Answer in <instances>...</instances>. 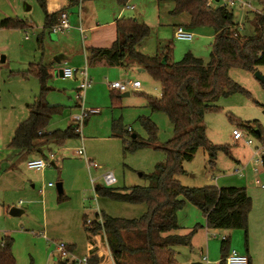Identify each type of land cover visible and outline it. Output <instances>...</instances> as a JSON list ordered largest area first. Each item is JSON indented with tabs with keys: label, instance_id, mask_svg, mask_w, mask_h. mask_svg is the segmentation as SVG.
Segmentation results:
<instances>
[{
	"label": "rangeland",
	"instance_id": "1",
	"mask_svg": "<svg viewBox=\"0 0 264 264\" xmlns=\"http://www.w3.org/2000/svg\"><path fill=\"white\" fill-rule=\"evenodd\" d=\"M243 1L251 2L253 10L242 13L240 7ZM25 5L30 7V11H24ZM126 6H120L116 0H81L78 6L66 10L71 18V30L56 38L50 33V28L55 26H51V20L48 29H44L45 15L36 0H0V22L18 19L29 26L25 30L0 28V240L5 236L13 239L12 254L16 264H54L55 259L60 261L56 243L61 242L78 246L79 251L72 248L73 256L81 258L83 253L88 256L87 249L89 251L90 247L84 237L83 216L92 222L100 212L125 219H136L143 214L144 207L113 203L94 196L95 185L115 189L147 187L148 183L141 175L151 174L155 165L164 160V154L153 145L124 155L122 140L112 138L113 120L119 123L122 130L130 131L124 139L137 135L142 140H148L140 121L143 118L157 127L159 146L174 138L168 118L162 113H151L141 96L158 97L160 86L137 68L126 69V73L104 66L87 68L84 45L90 41L111 47V43H106L112 31L115 33L111 23L123 18L136 19L151 29L150 37L141 48L143 54L159 55L168 64L181 62L186 54H191L205 65L210 62L214 35L211 27L190 30L193 34L191 41H176L173 37L175 26H184L181 23L185 22L186 16L173 18L170 15L173 5L168 0H130ZM132 6L135 10L130 9ZM218 6L220 2L214 5ZM229 10L234 22L243 24L244 35H248L252 31L249 22L254 14H264V0H239ZM79 22L85 41H82L78 31ZM38 39H42V45L38 44ZM59 56L67 58L69 63H55ZM31 65L53 67L52 76L46 83L45 99L49 106L59 107L60 112L52 117L49 131L65 130L70 124H75L73 118L82 114L77 104L83 105L86 111H99L85 120L86 125L80 124L79 138L68 140L59 148L51 146L44 150L45 159L49 160L48 156L54 154L58 165H48L43 171L29 170L28 161L23 156L8 161V155L12 154L9 146L15 132L29 118L28 106L41 96L39 80L26 75ZM65 68L87 69L91 85L81 102L76 100L79 77L77 80L57 76ZM257 72L264 77V67L258 68ZM229 77L249 96L234 94L220 99L215 103L219 110L207 113L202 123L210 143L225 146L229 153L219 152L215 165L211 167L208 155L199 149L193 160L183 165L186 173L179 180L185 187L205 191L245 190L252 203L247 233L240 228L208 231L201 211L187 203L177 215L181 227L177 234L186 235L196 225L202 228L193 235L191 248L176 249L177 264H204L205 250L211 264H220L219 249L226 237L232 248L252 257L253 264H264V87L254 74L246 71L233 69ZM107 79L120 82L139 80L142 89L130 92L129 97L121 99L119 108L112 109V91ZM230 117L235 123L256 121L261 127L262 138L246 134L230 121ZM234 129L242 130L251 145L234 141ZM79 149H84L88 159L99 165V170H90L83 157H76ZM48 150L53 153L49 155ZM39 158L44 159L42 156ZM110 172L117 180L111 187L100 179L104 173ZM48 183L54 187L48 188ZM58 183L62 184V200L58 199ZM41 189L51 190L53 195H38L37 190ZM215 201L218 211L220 205L218 199ZM12 208L21 209L24 214L12 217L9 214ZM93 248L102 259V264H113L107 243L101 237L94 238Z\"/></svg>",
	"mask_w": 264,
	"mask_h": 264
},
{
	"label": "trees",
	"instance_id": "2",
	"mask_svg": "<svg viewBox=\"0 0 264 264\" xmlns=\"http://www.w3.org/2000/svg\"><path fill=\"white\" fill-rule=\"evenodd\" d=\"M36 1L45 15L44 29L47 30L50 21L47 0ZM116 1L120 6H126L130 0ZM168 1L173 5L170 12L173 18L186 16L185 22L181 23L184 26L177 24L175 29L182 27L190 31L204 26L213 29L210 62L207 65L191 54H186L181 62L174 64L162 61L159 55L143 54L141 48L150 37L151 29L136 19L115 21L116 39L111 47L85 49L87 68H137L145 72L160 86L158 97L141 95L147 109L151 113L164 114L174 131V138L159 146L158 129L149 119H140L148 136L147 141L137 135L135 138L130 136L124 139L130 131L122 130L117 121H112V138L122 140L124 155L153 145L164 154V160L155 165L151 174L141 175L146 179L147 187L115 189L94 186L96 198L144 207V212L136 219L114 218L100 212L92 222L83 216L82 228L90 246L86 257L88 264H102V259L93 248L95 237H101L107 243L113 264H177L176 249L191 248L193 235L202 228L196 225L186 235L177 234L181 230L177 215L187 203L201 211L208 231L240 228L247 233L252 203L245 190L205 191L185 187L179 178L186 173L183 165L192 161L199 149L208 155L211 167L215 165L219 152L228 155L225 146L210 143L202 123L207 113L219 110L215 103L220 99L234 94L249 96L248 92L231 80L229 72L238 69L255 74L258 68L264 67V14H254L253 20L249 22L252 28L250 34L235 36L238 24L234 22L229 8H208V0ZM78 5V0H68L66 9ZM26 27H29L26 22L18 19H4L0 22L1 29L25 30ZM38 41L42 45V39ZM52 72V66L43 65H31L26 72V75L39 80L41 96L33 105L28 106L29 118L15 132L9 146L12 151L9 160L17 156L26 159L35 155L45 158L44 150L51 146L61 147L66 141L80 137L79 125L74 123L65 130L48 129L52 117L60 112L59 107L49 106L45 99L46 83ZM121 99V93L110 92L111 108H119ZM230 121L235 123L231 117ZM83 124L86 125L87 121ZM235 124L245 133L262 138L261 127L256 121ZM63 198V194L58 197L59 200ZM216 199L220 205L218 211L214 204ZM13 243L10 236L1 240L0 264H16L12 254ZM230 244L228 237L222 240L220 264H224L230 252ZM68 250L72 252L69 246ZM54 264L66 262L55 259Z\"/></svg>",
	"mask_w": 264,
	"mask_h": 264
},
{
	"label": "built area",
	"instance_id": "3",
	"mask_svg": "<svg viewBox=\"0 0 264 264\" xmlns=\"http://www.w3.org/2000/svg\"><path fill=\"white\" fill-rule=\"evenodd\" d=\"M78 1L80 3L81 0H78ZM238 1L239 0H208L207 7L212 8V7H214V5L216 3L218 4L220 2V7L232 8L235 5V3ZM240 8L242 10V13L245 12L246 10H253V8L251 6V2H246V1H243L241 3ZM130 9L134 10L135 7L132 6ZM70 29H71V26H70V22H69V16L66 13V11L65 12L62 11L59 14V22L56 23L55 26L50 28V31H51L50 33L54 37H58V36L64 34L65 32L70 31ZM79 31L81 34L84 33V31L81 28H79ZM244 32H245V26L243 24L239 23L237 26V32H236L235 36L243 35ZM173 37H174V40H176V41H191L193 39V34H192V32H190V31H188L182 27H179V28L175 29ZM62 73H63L64 79H76L77 77H79V80L77 78L78 85L76 87V93H77L76 100L78 102H81L83 100V95H84L85 91L91 85V82L88 78L87 69L65 68V69H63ZM107 84H108V87L111 91H116V92H119L121 94H126V93L130 94V92L131 93L138 92L142 89V85H141L140 81L120 82V81H108V79H107ZM80 107H81L82 114L75 116L73 118V121L75 122V124L79 125V126H80V124L84 123L85 119L88 116L96 114L98 112L95 109L90 110V111H86L83 109V105ZM232 136H233V140L236 142L241 141L244 143L245 146L251 145V141L242 132V130L234 129L232 131ZM75 154H76V156L83 157L86 160L90 170H99V168H100L99 165H97L94 161L89 160L86 157L84 149L77 150ZM56 164H57V161L54 159V157L51 156L49 160L35 159V160L28 161L27 168L29 170L43 171L48 167V165L55 166ZM100 179L105 183L106 186H109V187L114 186L117 183V180H116L114 174L111 172L110 173H104L100 177ZM48 186L53 187L54 185L52 183H49ZM56 247H57L56 251H57L58 258L60 259V261L66 262V264H88L86 257L78 258V257L73 256V253L68 250L67 244H65L63 242H61L59 244L56 243ZM202 260H203L204 264H211L210 261L208 260L207 255H204ZM224 264H249V260H248L246 255L240 254L236 250H230V252L228 253V255L226 256V258L224 260Z\"/></svg>",
	"mask_w": 264,
	"mask_h": 264
},
{
	"label": "crops",
	"instance_id": "4",
	"mask_svg": "<svg viewBox=\"0 0 264 264\" xmlns=\"http://www.w3.org/2000/svg\"><path fill=\"white\" fill-rule=\"evenodd\" d=\"M67 4H68V0H47V5H48V13H49V15L51 16V17H54V18H50V20H51V26L52 25H54V24H56V23H58L59 22V14H60V12H62V11H66L67 9H66V7H67ZM135 10V9H134ZM66 13H67V11H66ZM69 16V15H68ZM71 21V18L69 17V22ZM50 22V21H49ZM110 26H112V27H114V29H115V33L112 31V33H111V36H110V38L107 40V42L106 43H111L110 45H112L113 44V42L115 41V39H116V27H115V22H112L111 23V25ZM79 28H81L82 30H83V28L81 27V24H80V22H79V27H78V31H79ZM71 30V29H70ZM84 31V30H83ZM80 33V32H79ZM80 35H81V39H82V41L84 40L85 41V39H84V33L83 34H81L80 33ZM60 36H62V35H60ZM59 37V36H58ZM57 38V37H56ZM91 47H93V48H109V46H108V44H105V45H98V44H94V43H92V42H90L89 41V44L88 45H84V51H83V54H84V61H85V49L86 48H91ZM63 62V64H65V63H67L68 62V59L67 58H65V60H63L62 61ZM62 62L59 64V65H61L62 64ZM69 63V62H68ZM85 64H86V62H85ZM105 67V66H104ZM107 68V67H106ZM121 70V71H123V72H127V70L126 69H121V68H114V69H111V70ZM111 70H109V73L111 72ZM141 72H143L142 70H140ZM58 77H59V75H57ZM61 78V77H60ZM63 78V77H62ZM64 79V78H63ZM115 81H117V80H115ZM135 81H139V80H135ZM121 82H124V81H121ZM132 82V81H131ZM134 82V81H133ZM141 85H142V83H141ZM122 95L123 94H121V98H122ZM130 95V94H129ZM123 99V98H122ZM77 105H79V104H77ZM80 107V105L78 106V108ZM95 110H97V109H95ZM98 111V110H97ZM99 113V111L96 113V114H98ZM94 115V114H93ZM90 117V116H89ZM79 135H80V132H79ZM57 148H59V147H57ZM46 152H49V155H50V153H53L51 150H48V151H46ZM10 155V154H9ZM8 155V156H9ZM52 157H54V154H52L51 155ZM51 156H48L49 158L51 157ZM76 157H78V156H76ZM87 157V156H86ZM88 158V157H87ZM26 159V158H25ZM35 159H41V158H39L38 156H32V157H29L27 160H26V162L27 161H31V160H35ZM45 159V158H44ZM90 160V159H89ZM8 161H12V160H8ZM28 163V162H27ZM58 165V162H57V164L54 166V167H56ZM49 184V183H48ZM48 184H47V187L48 188H53V187H49L48 186ZM37 193H38V195H42V196H49V195H53V191H51V190H43V189H41V190H37ZM62 194H63V190H62ZM61 194V195H62ZM59 195V194H58ZM64 195V194H63ZM60 196V195H59ZM21 203V202H20ZM19 203V206L21 207L22 206V203L20 204ZM24 212V211H23ZM46 211L44 210V213H45ZM24 214V213H23ZM84 237H85V233H84ZM85 240H86V237H85ZM0 242H1V240H0ZM88 244V242H87V240H86V245ZM69 247L70 246H73V247H71V251L73 252V249L72 248H75L77 251H79V249H78V246L77 245H75V244H67ZM89 245V244H88ZM90 247V246H89ZM90 250V249H89ZM229 250H235L234 248H232V246H230V249ZM220 251V250H219ZM237 251V250H236ZM87 252H88V249H87ZM238 252V251H237ZM240 253V252H239ZM85 254H87V253H85ZM85 254L83 253L82 255H81V257L83 256V257H87V256H85ZM205 254L208 256V254H207V251L205 250ZM240 254H243V253H240ZM243 255H246L247 256V258H248V260H249V264H253V259H252V257H250V256H248L247 254H243ZM204 256V255H203ZM202 261V260H201ZM220 262H221V258H220ZM192 264H194V263H192ZM201 264H202V262H201Z\"/></svg>",
	"mask_w": 264,
	"mask_h": 264
},
{
	"label": "water",
	"instance_id": "5",
	"mask_svg": "<svg viewBox=\"0 0 264 264\" xmlns=\"http://www.w3.org/2000/svg\"><path fill=\"white\" fill-rule=\"evenodd\" d=\"M24 11L25 12H28V11H30V7H28V6H24ZM63 60H65V57L64 56H59V57H57L56 58V60H55V63H57V64H60ZM139 72H141L140 70H139ZM58 75H59V77H63V73H62V71H59L58 72ZM254 76H255V78L258 80V81H260L263 85H264V77L261 75V74H259V72H256L255 74H254ZM130 95L128 94V93H126V94H123L122 95V98H127V97H129ZM132 138H135V136H133ZM56 189H57V191H58V194L59 195H61L62 194V184L61 183H58V184H56ZM23 211L21 210V209H18V208H12L11 210H10V216H12V217H20L21 215H23Z\"/></svg>",
	"mask_w": 264,
	"mask_h": 264
}]
</instances>
